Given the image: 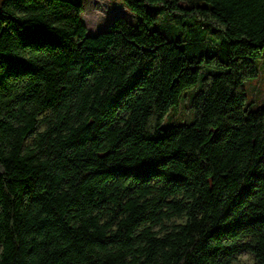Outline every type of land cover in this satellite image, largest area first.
<instances>
[{
  "label": "trees",
  "instance_id": "16d2710c",
  "mask_svg": "<svg viewBox=\"0 0 264 264\" xmlns=\"http://www.w3.org/2000/svg\"><path fill=\"white\" fill-rule=\"evenodd\" d=\"M122 2L0 0V264H264V0Z\"/></svg>",
  "mask_w": 264,
  "mask_h": 264
},
{
  "label": "rangeland",
  "instance_id": "374dc122",
  "mask_svg": "<svg viewBox=\"0 0 264 264\" xmlns=\"http://www.w3.org/2000/svg\"><path fill=\"white\" fill-rule=\"evenodd\" d=\"M84 6L83 23L88 29L89 36L106 31L117 19L124 18L132 24H136V18L123 6L122 0H70ZM248 103L253 109L264 105V70L261 69L258 78L252 79L245 84ZM196 92V90H194ZM187 101L182 104L179 112L172 111L167 116L165 123L175 121L189 123L192 119L191 111L187 108ZM177 221L183 223L184 221ZM235 264H256L254 256L244 252L237 257Z\"/></svg>",
  "mask_w": 264,
  "mask_h": 264
}]
</instances>
